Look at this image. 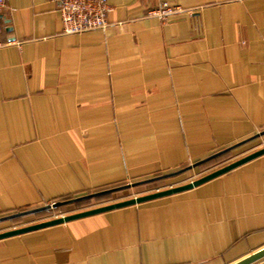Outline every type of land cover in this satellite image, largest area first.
Instances as JSON below:
<instances>
[{
    "label": "crops",
    "instance_id": "0c3cea01",
    "mask_svg": "<svg viewBox=\"0 0 264 264\" xmlns=\"http://www.w3.org/2000/svg\"><path fill=\"white\" fill-rule=\"evenodd\" d=\"M108 1L106 29L64 34L54 1L6 0L0 215L171 173L264 130V0H171L184 11L166 21L146 15L156 0ZM262 247L264 154L0 239V264H232Z\"/></svg>",
    "mask_w": 264,
    "mask_h": 264
},
{
    "label": "water",
    "instance_id": "95a60500",
    "mask_svg": "<svg viewBox=\"0 0 264 264\" xmlns=\"http://www.w3.org/2000/svg\"><path fill=\"white\" fill-rule=\"evenodd\" d=\"M263 135H264V130L256 133L255 135H253V136H251V137H249L243 141H240V142H238V143H236L230 147H227V148H224L220 151H217V152L213 153L212 155L206 157L205 159H202L196 163L190 164L186 167H183V168L178 169L176 171H173L171 173L152 177L149 179H144L141 181H136L133 183H127V184L119 186V187H114V188H110V189H106V190H102V191H97L94 193H89V194L74 197V198H71L68 200L54 201V202L47 203V204H44V205H41L38 207H33V208L21 210V211H16L14 213H10L7 215H2V216H0V222L10 221V220H13V219L18 218V217H23V216L35 214V213H38L41 211H46V210H50L53 208H58V207H61L63 205H66V204H70V203L77 202L80 200H85L88 198H93L95 196H99L102 194L112 193V192H116V191H120V190H124V189H129L132 187H136V186L146 184L149 182H153L156 180H160L163 178L176 176V175L181 174V173H183L189 169L197 167V166H199V165H201V164H203L209 160H212V159H214V158H216V157H218V156H220L226 152H229L232 149L236 148L237 146H240L246 142L254 140V139L261 137ZM262 154H264V146L253 151V152H251V153H249V154H247V155H244V156H242V157H240V158H238L232 162H229V163H227V164H225V165H223V166H221V167H219V168H217V169H215V170H213V171H211V172H209V173H207V174H205V175H203L197 179H194L190 182H187V183H184L181 185L168 187V188L161 189V190H156L154 192H150L147 194L134 196V197H131L128 199L119 200V201L108 203V204H105L102 206H98V207H94V208H90V209H86V210H82V211H78V212H74V213H70V214H66V215H61L59 217H55L52 219H48V220L40 221L37 223L29 224L26 226L5 230V231L0 232V239L6 238L9 236L18 235V234L25 233V232H29L32 230H36V229H40V228H44V227L68 222V221L79 219L82 217L94 215V214L105 212V211H108L111 209L142 203V202L152 200V199H155L158 197L166 196V195H169L172 193L180 192V191L192 188L194 186H197L199 184H202V183H204V182H206V181H208V180H210L216 176H219L225 172H228V171L234 169L235 167H237V166H239L245 162H248V161L252 160L253 158H256ZM263 256H264V247H262L261 249L255 251L253 253H250L248 256H246L243 259H240L239 261H236L232 264H251L252 262L262 258Z\"/></svg>",
    "mask_w": 264,
    "mask_h": 264
},
{
    "label": "rangeland",
    "instance_id": "374dc122",
    "mask_svg": "<svg viewBox=\"0 0 264 264\" xmlns=\"http://www.w3.org/2000/svg\"><path fill=\"white\" fill-rule=\"evenodd\" d=\"M257 144V146H264V135L261 137H258L254 140L253 145ZM234 150L218 157L213 160H210L202 165H199L195 167L196 169H189L181 174H178L176 176L168 177L166 179H162L159 181H154L151 183L142 184L136 187H132L129 189H124L116 192H112L111 194L101 197V198H92L87 200L86 202L79 203V204H68L62 207L53 208L50 211L42 214H31L23 216L21 219L17 220H10V221H4L0 222V232L4 230H9L12 228H18L22 226H26L29 224L37 223L40 221L52 219L55 217H59L61 215H66L98 206H102L108 203L116 202L119 200H123L126 198H131L134 196H139L142 194H147L150 192H154L157 189H165L168 188L170 185L176 186L181 185L187 182H190L194 179H197L233 160H236L241 157V155L233 154ZM235 155V156H234ZM43 205V204H42ZM41 206V205H39ZM38 207V206H35ZM33 207H24L17 211L29 209ZM16 212V211H14ZM13 213V212H11ZM9 213H5L2 215H7ZM0 215V216H2Z\"/></svg>",
    "mask_w": 264,
    "mask_h": 264
},
{
    "label": "built area",
    "instance_id": "2783aa9c",
    "mask_svg": "<svg viewBox=\"0 0 264 264\" xmlns=\"http://www.w3.org/2000/svg\"><path fill=\"white\" fill-rule=\"evenodd\" d=\"M56 3L62 23V33L77 34L95 29L104 30L110 24L108 15L112 6L108 0H52ZM156 6L146 13L166 21L184 9L171 0H156ZM6 0H0V12L6 8ZM192 15L191 11H188Z\"/></svg>",
    "mask_w": 264,
    "mask_h": 264
},
{
    "label": "trees",
    "instance_id": "16d2710c",
    "mask_svg": "<svg viewBox=\"0 0 264 264\" xmlns=\"http://www.w3.org/2000/svg\"><path fill=\"white\" fill-rule=\"evenodd\" d=\"M226 153H228V152H226ZM226 153H224V154H226ZM224 154H222V155H224ZM222 155H220V156H222ZM220 156H218V157H220ZM218 157H216V158H218ZM215 159V158H214ZM213 160V159H212ZM210 161V160H209ZM208 162V161H207ZM206 163V162H205ZM204 164V163H203ZM202 165V164H201ZM164 179V178H163ZM160 180H162V179H160ZM156 181H159V180H156ZM154 182V181H153ZM149 183H151V182H149ZM109 194H111V193H107V194H102V195H99V196H95V197H93V198H101V197H105V196H107V195H109ZM68 199H71V197H68V198H66V199H63V200H68ZM89 199H92V198H88V199H85V200H80V201H77V202H73V203H70V204H79V203H83V202H86L87 200H89ZM62 200V201H63ZM66 205H68V204H66ZM63 206H65V205H63ZM62 207V206H61ZM51 210V209H50ZM50 210H46V211H41V212H38V213H35V214H42V213H46V212H48V211H50ZM22 217H18V218H15V219H13V220H17V219H21Z\"/></svg>",
    "mask_w": 264,
    "mask_h": 264
}]
</instances>
